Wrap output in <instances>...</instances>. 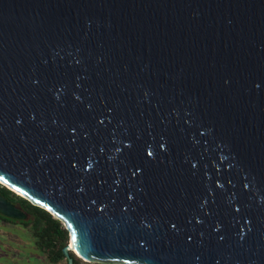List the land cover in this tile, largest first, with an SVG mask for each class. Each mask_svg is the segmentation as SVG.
<instances>
[{
    "label": "water",
    "instance_id": "95a60500",
    "mask_svg": "<svg viewBox=\"0 0 264 264\" xmlns=\"http://www.w3.org/2000/svg\"><path fill=\"white\" fill-rule=\"evenodd\" d=\"M0 186L66 264H264V0H0Z\"/></svg>",
    "mask_w": 264,
    "mask_h": 264
},
{
    "label": "trees",
    "instance_id": "16d2710c",
    "mask_svg": "<svg viewBox=\"0 0 264 264\" xmlns=\"http://www.w3.org/2000/svg\"><path fill=\"white\" fill-rule=\"evenodd\" d=\"M0 196L20 209L25 220L17 221L0 216V221L29 228L34 246L46 257L49 264H66L61 249L67 243V233L59 221L46 211L32 206L26 200L14 195L0 186ZM72 264H79V259L69 253Z\"/></svg>",
    "mask_w": 264,
    "mask_h": 264
},
{
    "label": "rangeland",
    "instance_id": "374dc122",
    "mask_svg": "<svg viewBox=\"0 0 264 264\" xmlns=\"http://www.w3.org/2000/svg\"><path fill=\"white\" fill-rule=\"evenodd\" d=\"M0 264L49 263L46 257L34 246L29 228L0 221ZM79 264L95 263L84 262L79 259Z\"/></svg>",
    "mask_w": 264,
    "mask_h": 264
}]
</instances>
